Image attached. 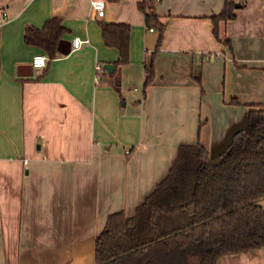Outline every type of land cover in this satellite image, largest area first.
<instances>
[{"label":"crops","instance_id":"0c3cea01","mask_svg":"<svg viewBox=\"0 0 264 264\" xmlns=\"http://www.w3.org/2000/svg\"><path fill=\"white\" fill-rule=\"evenodd\" d=\"M92 1L0 0V264H94L108 215H133L181 144L215 157L247 128L250 105L264 104V0H235L219 38L212 15L225 0H156L166 25L157 50L141 0H103V18ZM55 15L69 52L57 46L51 59L24 31ZM101 21L130 24L127 63L115 65ZM38 53L43 67L32 65ZM217 264H264V247Z\"/></svg>","mask_w":264,"mask_h":264},{"label":"trees","instance_id":"16d2710c","mask_svg":"<svg viewBox=\"0 0 264 264\" xmlns=\"http://www.w3.org/2000/svg\"><path fill=\"white\" fill-rule=\"evenodd\" d=\"M137 6L146 26L158 32L157 50L166 25L156 0ZM235 9V0H225L220 13L212 15L217 38L219 22L235 18ZM100 26L105 45L119 51L115 65L127 63L130 24L101 21ZM67 30L55 15L42 27L27 26L24 41L52 59ZM155 52L145 66L144 87L154 78ZM263 198L264 104H252L247 128L234 132L219 155L212 157L201 142L181 144L168 173L133 215L123 210L108 215L96 237L94 264H217L224 255L262 248Z\"/></svg>","mask_w":264,"mask_h":264},{"label":"built area","instance_id":"2783aa9c","mask_svg":"<svg viewBox=\"0 0 264 264\" xmlns=\"http://www.w3.org/2000/svg\"><path fill=\"white\" fill-rule=\"evenodd\" d=\"M105 2L103 0H93L92 1V10L97 18H103L105 16L106 8ZM8 19V13L5 9H0V25L3 24ZM150 31L154 30L153 27L149 28ZM72 43L75 48L80 47L83 43V40L79 37H74ZM47 56L43 53H38L33 56L32 65L33 67H43L46 64ZM40 61L41 63H37ZM97 70H102L103 65L101 63L96 64Z\"/></svg>","mask_w":264,"mask_h":264},{"label":"water","instance_id":"95a60500","mask_svg":"<svg viewBox=\"0 0 264 264\" xmlns=\"http://www.w3.org/2000/svg\"><path fill=\"white\" fill-rule=\"evenodd\" d=\"M65 41H66V40L61 39L60 42H59V44H58V50L61 51V52H63V53H67V52H69V47H67V49H65L64 46H63V42H65ZM67 43H69V42H67ZM105 66H106V68H107L109 71H112V69H113V64H111V63H107ZM27 74H28V73H26L25 75H27Z\"/></svg>","mask_w":264,"mask_h":264},{"label":"rangeland","instance_id":"374dc122","mask_svg":"<svg viewBox=\"0 0 264 264\" xmlns=\"http://www.w3.org/2000/svg\"><path fill=\"white\" fill-rule=\"evenodd\" d=\"M259 203H260L261 205H263V206H264V198H263V199H261V200L259 201Z\"/></svg>","mask_w":264,"mask_h":264},{"label":"snow or ice","instance_id":"6c2138e0","mask_svg":"<svg viewBox=\"0 0 264 264\" xmlns=\"http://www.w3.org/2000/svg\"><path fill=\"white\" fill-rule=\"evenodd\" d=\"M37 63H40V61H38Z\"/></svg>","mask_w":264,"mask_h":264},{"label":"clouds","instance_id":"9594fccd","mask_svg":"<svg viewBox=\"0 0 264 264\" xmlns=\"http://www.w3.org/2000/svg\"><path fill=\"white\" fill-rule=\"evenodd\" d=\"M41 63V62H40ZM39 64V63H38Z\"/></svg>","mask_w":264,"mask_h":264}]
</instances>
